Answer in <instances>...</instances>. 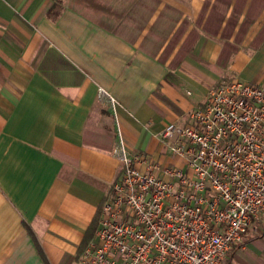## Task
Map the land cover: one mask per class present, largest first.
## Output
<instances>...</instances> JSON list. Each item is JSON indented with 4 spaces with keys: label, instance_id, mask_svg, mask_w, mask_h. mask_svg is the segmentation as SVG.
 Masks as SVG:
<instances>
[{
    "label": "crops",
    "instance_id": "crops-1",
    "mask_svg": "<svg viewBox=\"0 0 264 264\" xmlns=\"http://www.w3.org/2000/svg\"><path fill=\"white\" fill-rule=\"evenodd\" d=\"M105 3L0 0V264H81L121 172L97 87L132 154L186 170L164 126L233 77L264 86V0ZM227 255L264 264V224Z\"/></svg>",
    "mask_w": 264,
    "mask_h": 264
},
{
    "label": "built area",
    "instance_id": "built-area-1",
    "mask_svg": "<svg viewBox=\"0 0 264 264\" xmlns=\"http://www.w3.org/2000/svg\"><path fill=\"white\" fill-rule=\"evenodd\" d=\"M96 95L113 116L121 172L80 263L226 264L231 245L264 224V86L233 77L186 124L164 126L158 137L186 170L132 154L115 98L100 86Z\"/></svg>",
    "mask_w": 264,
    "mask_h": 264
},
{
    "label": "rangeland",
    "instance_id": "rangeland-1",
    "mask_svg": "<svg viewBox=\"0 0 264 264\" xmlns=\"http://www.w3.org/2000/svg\"><path fill=\"white\" fill-rule=\"evenodd\" d=\"M65 4L86 9L95 17H99L101 14L106 15L110 10L105 0H65Z\"/></svg>",
    "mask_w": 264,
    "mask_h": 264
},
{
    "label": "trees",
    "instance_id": "trees-1",
    "mask_svg": "<svg viewBox=\"0 0 264 264\" xmlns=\"http://www.w3.org/2000/svg\"><path fill=\"white\" fill-rule=\"evenodd\" d=\"M87 242V241H86Z\"/></svg>",
    "mask_w": 264,
    "mask_h": 264
}]
</instances>
